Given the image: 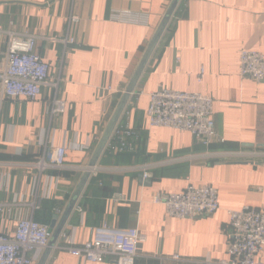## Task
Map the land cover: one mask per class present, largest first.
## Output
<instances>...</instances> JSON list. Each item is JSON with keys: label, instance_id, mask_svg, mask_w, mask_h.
<instances>
[{"label": "crops", "instance_id": "crops-1", "mask_svg": "<svg viewBox=\"0 0 264 264\" xmlns=\"http://www.w3.org/2000/svg\"><path fill=\"white\" fill-rule=\"evenodd\" d=\"M170 2L0 0V31L38 37L36 48L51 77L61 78L56 98L66 103L64 113L51 115L53 89L44 88L35 101H14L1 95L0 85L1 233L13 235L25 218L50 226L62 214ZM118 11L147 15L148 22H114ZM72 16L77 24H69ZM64 38L75 44L57 41ZM7 42L0 34V76ZM242 50L264 55V0L180 1L118 123L136 133L135 151L103 152L95 166L99 172L87 181L63 233L83 244L102 223L137 229L146 240L135 264H219L228 258V211L244 206L264 211L263 162L205 158L264 149V81L240 77ZM159 87L210 96L215 133L224 143L206 148L188 132L149 127L148 94ZM42 137L50 144L46 160L64 141L88 148L69 150L62 169L39 173L32 166L42 154ZM189 184L217 190L214 215L175 219L152 203L156 193H177ZM62 243L60 237L47 264H113L111 258L83 262L60 251ZM258 259L264 263V249Z\"/></svg>", "mask_w": 264, "mask_h": 264}, {"label": "built area", "instance_id": "built-area-1", "mask_svg": "<svg viewBox=\"0 0 264 264\" xmlns=\"http://www.w3.org/2000/svg\"><path fill=\"white\" fill-rule=\"evenodd\" d=\"M111 20L125 25H146L148 16L130 11H118ZM79 18L72 16L69 24H77ZM7 35L6 57L0 76L1 95L17 101H35L44 88L53 89L55 96L49 108L51 115L64 113L66 103L56 98L61 78L53 79L49 63L43 61L37 51L38 37L28 32L0 31ZM64 45L75 44L73 38L57 40ZM203 71L199 75L202 80ZM239 75L255 83L264 81V55L259 51L242 50L239 54ZM146 116L149 127H163L179 132H188L196 142L204 147L214 143H224L215 133L213 120V99L201 92L176 91L159 87L150 92ZM136 133L127 123L118 124L114 129L105 151L111 155L134 152ZM50 144L42 137L39 148L42 154L32 168L39 173L49 169H62L69 150L87 149L76 142L64 141L56 147L49 160L45 154ZM207 159L236 162H263L264 149L238 150L219 154L207 153ZM91 175H97L96 167L86 168ZM148 176L143 173L144 179ZM37 178H35V183ZM57 184V179H51ZM152 203L162 205L167 216L175 219L207 217L219 210L217 190L210 185H187L177 193H156ZM2 211V206H0ZM79 212H82L78 208ZM230 234L227 244V259L219 264H264L258 257L264 249V211L244 206L228 211ZM51 233L49 226L34 222L29 218L17 221L13 235L0 232V264H36L48 246ZM60 251L67 252L83 262H102L111 258L113 264H135L139 244L146 236L137 229H114L106 223L93 230L91 240L77 244L75 236L62 233ZM178 260L177 255L172 256Z\"/></svg>", "mask_w": 264, "mask_h": 264}, {"label": "water", "instance_id": "water-1", "mask_svg": "<svg viewBox=\"0 0 264 264\" xmlns=\"http://www.w3.org/2000/svg\"><path fill=\"white\" fill-rule=\"evenodd\" d=\"M181 0H171L168 8L166 9L159 25L157 26L150 42L148 43L146 49L144 50V53L129 81V83L127 84L125 91L123 93V95L121 96L116 109L112 115V117L110 118L95 150L94 153L91 157V160L88 164V168H92L95 167L96 164L98 163L99 158L101 157V155L103 154V152L106 149L107 143L114 131V129L116 128V126L118 125L122 114L126 108V105L128 103V100L130 98V96L134 93L136 85L151 57V55L153 54L156 46L158 45V43L160 42V39L162 38L163 34L165 33L170 20L172 19L179 3ZM252 145H247V147H251ZM258 164V163H257ZM261 164V163H259ZM91 176V173L89 171H85L71 197V199L69 200V202L67 203L64 211L62 212V214L60 216H55L53 218V221L51 223V225L49 226V232L51 233V237L50 240L48 242V246L47 248L44 250V252L42 253L39 261L36 264H47V261L49 259V256L52 252V249L55 247V245L57 244L58 240L61 237V234L63 233L70 216L72 215L77 202L85 188V185L87 183V181L89 180Z\"/></svg>", "mask_w": 264, "mask_h": 264}, {"label": "trees", "instance_id": "trees-1", "mask_svg": "<svg viewBox=\"0 0 264 264\" xmlns=\"http://www.w3.org/2000/svg\"><path fill=\"white\" fill-rule=\"evenodd\" d=\"M111 155V154H110Z\"/></svg>", "mask_w": 264, "mask_h": 264}]
</instances>
